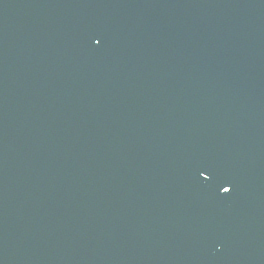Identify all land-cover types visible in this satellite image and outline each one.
<instances>
[{"label":"water","instance_id":"water-1","mask_svg":"<svg viewBox=\"0 0 264 264\" xmlns=\"http://www.w3.org/2000/svg\"><path fill=\"white\" fill-rule=\"evenodd\" d=\"M0 264H264V0H0Z\"/></svg>","mask_w":264,"mask_h":264}]
</instances>
